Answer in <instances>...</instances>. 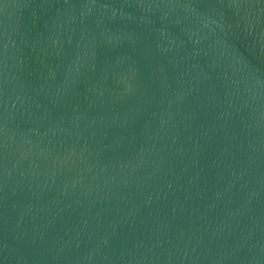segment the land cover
Instances as JSON below:
<instances>
[{"label": "water", "instance_id": "95a60500", "mask_svg": "<svg viewBox=\"0 0 264 264\" xmlns=\"http://www.w3.org/2000/svg\"><path fill=\"white\" fill-rule=\"evenodd\" d=\"M0 264H264V0H0Z\"/></svg>", "mask_w": 264, "mask_h": 264}]
</instances>
